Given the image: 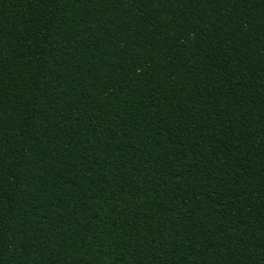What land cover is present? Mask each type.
Here are the masks:
<instances>
[{
  "label": "trees",
  "instance_id": "trees-1",
  "mask_svg": "<svg viewBox=\"0 0 264 264\" xmlns=\"http://www.w3.org/2000/svg\"><path fill=\"white\" fill-rule=\"evenodd\" d=\"M0 264H264V0H0Z\"/></svg>",
  "mask_w": 264,
  "mask_h": 264
}]
</instances>
